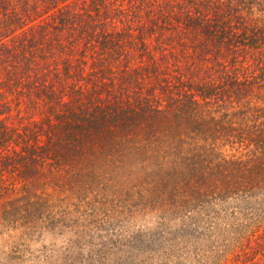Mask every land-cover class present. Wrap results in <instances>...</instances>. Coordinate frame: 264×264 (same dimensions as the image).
Masks as SVG:
<instances>
[{"label":"trees","instance_id":"16d2710c","mask_svg":"<svg viewBox=\"0 0 264 264\" xmlns=\"http://www.w3.org/2000/svg\"><path fill=\"white\" fill-rule=\"evenodd\" d=\"M151 4L0 0V264L62 231L97 262L102 250L118 264H264L256 240L229 259L255 234L242 228L213 245L188 219L125 225L106 248L79 233L114 209L176 221L233 198L264 209V0Z\"/></svg>","mask_w":264,"mask_h":264},{"label":"rangeland","instance_id":"374dc122","mask_svg":"<svg viewBox=\"0 0 264 264\" xmlns=\"http://www.w3.org/2000/svg\"><path fill=\"white\" fill-rule=\"evenodd\" d=\"M151 1L152 0H143V4H149L152 6ZM132 22V20H129L128 23L132 25ZM113 24L119 25L117 19L113 20ZM128 37L129 36H125L126 39ZM130 200H132V197ZM56 202L64 204L65 200H58ZM125 204H129V202H125ZM114 210L115 213H112L115 215H111L114 217V221L108 224L99 221H97V223L95 222V225L83 224V227L80 228L81 230H78L79 233L82 234L87 230H89V234L93 233L94 236L98 233V237L92 240L99 242L101 238V240L105 241L104 246L106 248L111 246L108 243L113 242L117 235L123 237L122 230L124 229L122 228H124L125 225L133 232L137 230L138 234L145 235L152 232L161 233L163 230L170 231L172 229L180 228L182 227L181 222L188 219L185 222L184 227L196 228L195 233L198 234V242L203 243V240L206 242L208 241L211 243L209 245H213V236L216 237L217 240L223 238L225 239L234 232V228H238L237 230L242 228L245 230V234H248L249 230L255 231V234L251 235L248 239L245 250L238 249L237 254L230 255L229 259L232 258V261H235L236 256L238 257L236 260L243 257L247 252L248 246L257 244L258 247L261 245L262 250L264 249V244H262L264 243V238L259 236L260 233H264V209L257 207V205L252 202H247L239 198H233L219 202L215 205H210L198 213L189 214L187 217H183L177 221L173 218L170 220L161 219L165 216H159L149 211H147L145 215L131 218L126 216L123 212H118L116 209ZM83 222L85 223L86 220H83ZM240 233L242 234V231ZM205 236L207 238H205ZM73 238H76V236L63 231L50 234L44 233L38 240L35 242H28L27 247L24 249L22 248L21 256L16 259L17 264H118V260L114 258H103L105 253H100L102 250H100L99 254L96 253L100 262H97V258H94L93 256H89L88 259H90V261H87L88 259L85 258L84 251L78 249H82L85 244L82 242L83 244H80L82 246L81 247L79 244L71 241ZM242 240H245L244 235H242ZM255 240L258 242L260 241L261 244L258 245V243H255ZM195 242L197 241L195 240ZM163 243L164 240L162 237L159 240H144L139 243L134 242V247L138 248H135V252L133 253L131 259L139 256L142 258L144 255L146 256L147 254H152L154 251L160 250ZM16 244L17 242H13L11 239L7 240V245H5L4 249L5 254L16 257L18 253L15 251ZM94 245L96 246L97 244L94 243ZM94 245L92 248L95 247ZM106 256L109 255L107 254ZM257 256L260 257L259 254ZM189 257L190 258L186 260L179 259V264H194L191 255H189Z\"/></svg>","mask_w":264,"mask_h":264}]
</instances>
